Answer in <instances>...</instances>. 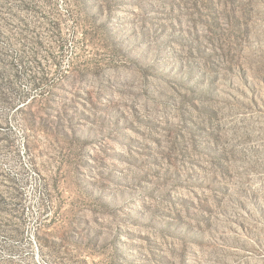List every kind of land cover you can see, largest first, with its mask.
<instances>
[{"label":"rangeland","instance_id":"obj_1","mask_svg":"<svg viewBox=\"0 0 264 264\" xmlns=\"http://www.w3.org/2000/svg\"><path fill=\"white\" fill-rule=\"evenodd\" d=\"M0 264H264V0H0Z\"/></svg>","mask_w":264,"mask_h":264}]
</instances>
